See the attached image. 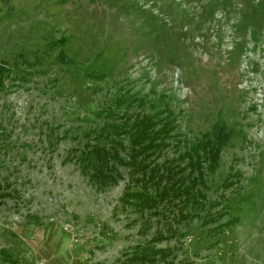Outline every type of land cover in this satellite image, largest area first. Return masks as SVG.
<instances>
[{
  "label": "rangeland",
  "instance_id": "obj_1",
  "mask_svg": "<svg viewBox=\"0 0 264 264\" xmlns=\"http://www.w3.org/2000/svg\"><path fill=\"white\" fill-rule=\"evenodd\" d=\"M0 63V250L15 262L0 264H119L159 231L158 264H264V0H0ZM165 106L183 144L159 163L216 123L231 133L185 221L123 210L128 170L99 190L75 159L96 113Z\"/></svg>",
  "mask_w": 264,
  "mask_h": 264
},
{
  "label": "trees",
  "instance_id": "obj_2",
  "mask_svg": "<svg viewBox=\"0 0 264 264\" xmlns=\"http://www.w3.org/2000/svg\"><path fill=\"white\" fill-rule=\"evenodd\" d=\"M63 42L52 41L49 47L60 45L56 60L61 64H73L65 53ZM6 76L7 69L0 63V88ZM126 96L128 94L124 93L116 103L118 107L132 109L137 100L125 99ZM102 114L106 116L103 125L98 132L90 130L86 134L87 142L75 157L81 174L89 183L99 190L114 185L122 179L118 171L122 167L128 170L129 176L128 185L120 198L123 210L129 208L142 216L148 213L158 217L162 209L169 213L173 209L177 215H173V219L177 217L184 221L205 210L206 193L209 190L207 176L217 172L222 148L231 137L224 124H214L210 131L178 152L175 158L159 163L157 160L168 148L178 149L183 144L174 134L176 117L167 106L153 114H130L126 111L119 118V123L113 120L117 118L113 111L104 110L96 113V116ZM172 140L176 141L175 146L171 144ZM232 185L233 182L228 181L225 187ZM0 197L9 195L6 193ZM237 223L238 218H233L212 230V233L219 234L223 229L235 227ZM171 237L163 236L159 231L151 240L125 254L119 264H158L164 261L171 250L157 248L154 244ZM0 254L3 260L15 263L4 250H0Z\"/></svg>",
  "mask_w": 264,
  "mask_h": 264
}]
</instances>
